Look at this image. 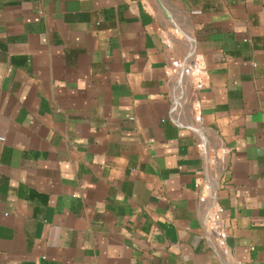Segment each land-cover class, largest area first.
<instances>
[{"label":"crops","instance_id":"0c3cea01","mask_svg":"<svg viewBox=\"0 0 264 264\" xmlns=\"http://www.w3.org/2000/svg\"><path fill=\"white\" fill-rule=\"evenodd\" d=\"M176 25L210 73L211 165L188 81L169 118ZM0 135V264H264V0H0Z\"/></svg>","mask_w":264,"mask_h":264},{"label":"built area","instance_id":"2783aa9c","mask_svg":"<svg viewBox=\"0 0 264 264\" xmlns=\"http://www.w3.org/2000/svg\"><path fill=\"white\" fill-rule=\"evenodd\" d=\"M173 33L182 35L188 40L187 52L181 57L173 58L167 65L168 73L173 79V91L171 94V104L169 111L170 120L180 126H184L182 116L184 114L185 103L187 100L185 83L188 81L190 85V93L192 97V115L191 130L196 136V147L200 154L206 159L207 164L211 163L222 155L224 148H217L211 144L207 132L201 125L202 113L200 109L199 91L205 86L210 79V73L207 68L206 58L203 52L198 49L197 40L194 36L185 31L181 26H173ZM161 39L168 44L169 37L167 29L160 30ZM0 139H4L0 135ZM209 179L202 180L204 193L202 201L209 200L210 205L207 211V227L215 241V249L219 255H227L229 246L227 243L228 228L223 221L221 209L216 201L213 191L214 184Z\"/></svg>","mask_w":264,"mask_h":264}]
</instances>
